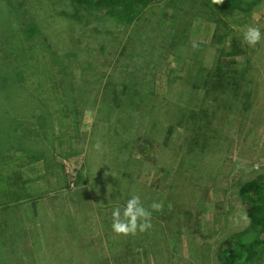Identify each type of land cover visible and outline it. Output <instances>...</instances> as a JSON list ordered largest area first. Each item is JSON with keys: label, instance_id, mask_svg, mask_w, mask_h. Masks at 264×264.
Returning <instances> with one entry per match:
<instances>
[{"label": "rangeland", "instance_id": "1", "mask_svg": "<svg viewBox=\"0 0 264 264\" xmlns=\"http://www.w3.org/2000/svg\"><path fill=\"white\" fill-rule=\"evenodd\" d=\"M74 5L73 0H0V264H30L33 232L58 216L66 224L69 215L87 227L83 235H92L94 246L88 252L85 245L70 247L68 236L56 246L50 240L49 259L64 258L51 264L68 259L96 264L89 256L95 251L108 254L113 264H222L220 242L250 224L239 189L264 174V39L255 47L242 39L248 27L264 33V0L251 13L232 15L220 14L208 0H160L128 41L132 27L80 13ZM23 17L34 19L41 34L27 37ZM235 39L241 54L230 56ZM213 50L214 58L224 51L236 61L238 85L234 92L222 87L211 93L228 112L211 133L207 152L199 146L186 159L184 186L172 187L171 181L175 156L181 159L190 147V132L178 127L170 148L150 150L140 141L143 149L136 151V157L153 161L143 170L147 184L134 195L152 212V229L169 230L164 238L160 231L158 246L149 249L147 235L115 234L111 211L79 184L87 168L109 171L113 154L99 131L90 137L95 120L101 124L100 79L110 75L134 89V110L140 111L152 92L178 110L201 107L203 118L204 108L214 111L213 102L202 104V90L188 94L178 84L188 65L196 69ZM142 120L139 125L146 124ZM171 187L176 202L170 200ZM154 202L162 204L160 211L152 210Z\"/></svg>", "mask_w": 264, "mask_h": 264}, {"label": "trees", "instance_id": "2", "mask_svg": "<svg viewBox=\"0 0 264 264\" xmlns=\"http://www.w3.org/2000/svg\"><path fill=\"white\" fill-rule=\"evenodd\" d=\"M73 2L75 9L80 13L106 16L118 25L132 27L127 38L128 41L136 34L134 28L140 24L145 13L154 8V4L160 2V0H73ZM208 2L220 14L232 15L236 12L251 13L263 0H221L219 4H214L213 0H208ZM23 21L25 22L24 34L27 37L33 38L41 34L40 25L34 19L23 17ZM235 43L236 39L231 43L232 51L230 54L232 55L230 56L241 54L237 51ZM126 48L128 46H125L123 50H126ZM214 53L215 51L212 56L208 55L206 62L199 63L200 65L196 69L194 64L188 65L189 68L185 75L180 78L178 84L179 89L187 91L188 94H194L202 90L205 93L202 104L213 102V105L210 106L214 111L207 109V107L204 108L202 111L203 118L201 107H191L192 109L187 110L186 107L182 108L181 106V109L178 110L175 102H170L169 99L152 92L143 102L140 111L137 108H135V111L134 107L136 106L132 99V92L136 93L134 89L131 91L129 85L120 83L121 81L114 83L110 75H106L104 81L103 78L100 79L103 92L97 107V116L100 118L101 124L97 127L95 120L90 137L92 141V136H95L96 131H99V138L105 140L104 143L109 146L108 152L113 154L108 155V159L111 160V163L107 165L109 171L101 170L98 173L87 168L80 175L79 182V184L89 187L93 200L99 206L108 208L112 213V208L116 206L113 202L118 200L119 205L122 207L124 202L134 195L133 190L135 192L142 191L149 176L148 173L144 176L143 170L146 169L147 163H151L153 160L150 157L144 159L136 157V151L143 149V146L139 145L140 141H143V144L147 145L150 150L170 148V140L178 127L191 133L189 138L190 147L182 154L181 159L179 158L180 155L175 156L179 159H175L173 163V165L176 164V169L171 185L175 187V183H178L180 187L184 186L186 159L199 146L201 153L207 152V145L212 141L211 133L218 127L223 114L228 112L227 105L220 103L216 97L211 96V93L222 87L229 88L234 92L235 87L238 85L239 79L235 78L236 76L233 74L235 73L233 66L236 65V61L228 60L226 56L229 55L225 56L224 51H221L217 58H214ZM191 102L195 104V100ZM164 105L167 106L166 109H164ZM140 117H142V121H146L145 125H139ZM138 126L141 127L142 131ZM90 152L91 149L88 150L86 156L88 167L93 165L94 162L90 164L88 160ZM111 155L113 156L112 159L110 158ZM156 187L158 188V186ZM173 191L174 189H172L170 200L176 202L178 195ZM106 192L109 193L111 198L105 197L108 195ZM239 195L244 203L250 224L245 231L228 236L220 242L217 250L218 259L222 264H264V174L243 183L239 189ZM175 210L176 206L172 209L170 215H173ZM67 212L65 210V213ZM56 218V220L50 219L45 226L37 228L30 237L33 250V258L32 261H29L30 264L60 262L63 258L61 254L56 256L57 261L49 259L53 252L48 248H50V240L56 246L65 236L69 237L66 242L72 248L77 245H85L88 252H90V248H93L96 239L92 235H83L87 227L85 228L75 217L70 218L69 215L66 224L63 216ZM160 231L163 238L168 236L169 230L164 226L160 228ZM160 231L158 228H151L148 232H137L136 235L140 239L147 235L145 243L151 249L155 245L158 246ZM151 232H153V237L150 235ZM6 235L12 236L11 234H3L4 239H6ZM93 253L89 256L96 264H113L108 254L99 251ZM66 261L67 264H80L79 259L76 261L68 259Z\"/></svg>", "mask_w": 264, "mask_h": 264}, {"label": "clouds", "instance_id": "3", "mask_svg": "<svg viewBox=\"0 0 264 264\" xmlns=\"http://www.w3.org/2000/svg\"><path fill=\"white\" fill-rule=\"evenodd\" d=\"M221 0H213L214 4H219ZM243 42L249 47H255L262 39H264V33L257 27H248L242 36ZM97 150L101 148V145L97 143L95 145ZM116 206L112 208V231L117 235H136L137 232H148L152 227V212L144 207L140 197L133 195L127 199L121 207L118 200L113 202ZM152 210L160 211L162 204L154 202L151 205Z\"/></svg>", "mask_w": 264, "mask_h": 264}]
</instances>
